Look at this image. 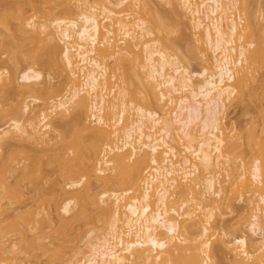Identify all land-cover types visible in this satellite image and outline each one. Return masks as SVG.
Segmentation results:
<instances>
[{"label":"bare ground","instance_id":"1","mask_svg":"<svg viewBox=\"0 0 264 264\" xmlns=\"http://www.w3.org/2000/svg\"><path fill=\"white\" fill-rule=\"evenodd\" d=\"M73 1L75 3H73ZM177 1H179L181 9H184L185 14L186 12L189 13L190 15H188V17L191 16V18L193 19L192 20L189 18L188 20L193 23V27L191 26L190 28L193 30L192 34L197 32L196 35L194 34L193 36H200V38L197 36V42L200 40V42L202 41L201 43H203L204 45L203 46L199 44L200 42L197 43L193 38V41L196 42V44H199V46L194 44L196 47L199 48L200 45L201 47H204H200L201 51H197L198 53L196 54L198 56L200 55L199 53L202 54V56H199V59L206 65V68L203 69V72L199 73L198 75L203 79L201 81L199 80V82L197 81L196 83L194 77H196L197 75L190 73L188 71V68L181 66L178 62L174 61L172 59L173 57L168 54L166 45L163 46V43L165 42L168 47H171V45L168 44L169 39L165 37L167 39L166 40L161 35L162 32H165V28L168 27V25L165 24L168 19L163 16L164 18H166V21H164L165 19L162 20L160 16L156 17L155 15V18H152L150 17V15H148V19H146L147 21L150 19L148 21L150 25H148V23L145 22L146 20L144 21L143 18H136L137 14L133 12H137L136 10L137 8H139L138 0H59L57 3H55L56 6L53 5V7L51 6L49 8L47 14L48 16H50V18H52L53 14L56 13L57 8H60L59 13L64 14L65 17H53L54 19L52 18V21H44L39 24L37 23L38 25L36 24V22L38 21H35V23H33L34 21H31L32 19L30 20V18H26V16L24 15L26 14V12H23L25 10H21L22 13L20 10H16L18 12L20 11L19 14L16 12L17 19L19 20L17 24H19L18 26L20 29H18V26L17 28H15L17 30L22 29V31L18 33L21 34L23 31L26 34L29 32L33 33L32 29L34 28V32H39L41 30L43 33L47 34V37H50L51 40L49 41L52 42L50 43L48 41V43L50 44V48L46 45V41L45 45L48 48L44 47V50L46 51V49H48V52L44 51L43 53L42 49V51L39 52H42L43 54L41 53L40 55H38L39 60L38 58H36V60H38L37 62H40L41 55L44 57L45 53H47V56H45L48 58L50 57L48 55L51 54L53 56L52 59L54 58L53 61L57 60L58 62L51 63V60L48 58L50 60V64L53 65L54 63L55 65H60L61 68L64 67V70L66 69L67 71H69L67 75H69L68 82L70 83V85L66 84L65 88H67V86H70L71 88L69 87L68 90L71 89L72 91L67 90L71 93L70 95H68L67 93V96H64L65 98H63L62 96L63 99H58V97L60 96L58 95V92L57 95H55L57 99L54 100V97H51L52 99L50 102L45 99L44 103L46 104V106L48 105L49 108L44 106L45 104L43 103V108H46V110H42L40 112L30 110V105L28 103H24V108L22 107L20 110L21 115L22 113H24V115L22 116L28 114V118L25 116V118L27 119L23 120L24 117H22L23 119H20L26 122L28 121V124L26 122L25 123L27 125L24 124V122H22V124L19 119L16 120L11 118L12 122L9 127L10 129L6 131V134L7 136L11 135L10 137L16 140L18 138L16 137L17 135H26V137H29L28 139H32L31 141L46 143V132L44 133L43 129L49 128L51 125L46 124V122L52 116L50 115V113L53 112L54 115V113L56 112L62 118H64L66 114H68L70 117V121L65 123V125L64 123L63 125L59 124L60 126H58V129H61V140L64 141V144L60 145H62L64 149L68 147V150L72 151V156L68 154L70 151L65 153L66 150L62 151V146L61 148L59 147V153L62 151L61 153H65V155L68 154L69 157L68 155L65 156L64 154L60 155L58 153V158L56 157L57 162L60 163V175H58L62 177L63 179H60L64 180V183L67 182L68 186L72 189H76L78 185L81 186V188L79 187L80 189L76 191V193L79 192L78 194H76L78 196H74V198H78L79 200H77L80 201L78 202V210L74 212V214H72V216L68 219L67 217L63 216L64 218H62L61 216L60 226L57 228L52 227L51 240L49 243L46 242V239L50 236H48L45 232V229L49 224V220L46 215H43L44 213L42 210L38 211V209H40L39 205V208L37 210H30V214L26 213V215H28L26 217L25 215H23L24 217H21L22 213L25 214L26 211L22 213L21 211L17 213V211L15 214L16 216L14 217H21V222H17L14 219H11L10 221L12 215L10 213L8 214V209L12 205L11 201L16 200L14 198H17V194L19 192L17 191V188L21 187L18 186L19 184H15V182L19 183L21 180V182L23 183V181L25 182V179L27 177H29V179L31 177L30 180H32V177H34L33 180H36L37 177H35L34 174H37V172L41 173L39 172L41 171V167L37 168V166L42 165L40 162H38V165L33 166L29 164H23V166H25H21V169L20 167H16L12 164V161L16 160V158L12 157H17L16 155H19V152L17 150L21 149L19 148L16 150V147L13 146L15 147L13 149L16 151L12 152L13 149L11 148V146L13 145V142L11 144L7 140H13L7 136L6 137L8 139L6 140L0 139V150H2V154L0 155L2 159L6 158L2 160L0 157V170L1 168H3L0 171V224H4V222L6 221L5 225H0V264H20L22 256H24L23 258L26 259L29 258L28 260L33 258L34 260H38L41 256H47V264H83L79 260L77 261V252L74 251L76 246L73 244V240L70 237V231L73 229L74 224L76 222H82L85 225L90 223L91 214L89 209L102 211L103 213L101 214L103 215L112 213V210L116 211V209L120 212L122 206L120 204V201H122L123 197L124 199H126L125 196H127V194L131 192L132 189H135L138 192V194L135 195L137 197L134 196L132 201H128V203L126 202V205H124L125 210L122 208L125 212L122 209L121 213L115 212L116 215L119 213L122 217H124L121 219L118 218L119 214L117 215V218L119 220L124 221V225L128 227V230L123 232L122 229L121 233H118V229L116 230V226H119L116 224L117 221L114 220L115 222L113 221L112 223H110L108 229L109 231H107V234H105L101 239H99L98 243L92 245V247L90 248V254L84 264H213V259L215 258V248L213 246L214 243H212L209 238L205 240V238L209 236L208 233H210L211 228L207 227L208 224H206L207 226L202 224V218L199 220H193L194 222L191 221V223H189L187 219H182L184 213H186L187 215L191 213L189 210L188 211L190 213L184 212L182 215L181 213L179 214L177 212L178 210H174L173 208L169 209V190L176 186V188H179L177 192L183 193L184 196L187 195L185 197L188 198L186 200H182V205H180L181 209H184V207L188 205V199H197L198 201L202 200L196 203L197 207H199V210L203 212H200V215L203 214L204 217L207 216L205 217L207 218V220L205 218L204 220H206V222L208 221L207 223H210L211 219L214 217V214L213 212H208L207 214L206 210H202L204 208L202 203L215 200V198H212L214 196H221V190H216L215 188V184L217 181L214 178L215 176L211 175L204 179L206 190L204 188L203 190H197V187L192 184H188L186 181L190 182L188 178L191 177L197 179L198 175L196 176V174L200 172V168H204L206 170L208 169L209 171V169L220 165L222 162H224L220 160L225 159L224 154H229L228 151H226L227 153L223 152L225 151V149H223V145L227 143V139L225 138L226 136H224V128L226 127L224 122L222 123V115L227 108V104L231 102L233 98L239 97L237 89H239L240 83L244 82V78H247V76L249 75L248 73H250V71L255 66L252 65L253 62L256 59L257 61H261L259 60L260 58L262 60L264 59V49L254 40V36H256V34L254 35L252 21L247 16L249 15V11L246 14V11L248 9L247 4L251 2V0H241L243 1V6L246 7L245 9L243 7V9L245 10L244 13L247 16V21L243 28L239 27L240 23H238V21L233 18L234 16L232 17L231 15L234 10H237L236 6L238 5L240 0ZM52 2L54 4V1ZM24 3L22 4L24 5ZM27 3H30L33 7H37L38 2L35 0H29V2H26V4ZM98 3H103L102 5L99 4L101 6L100 11L97 10V7L94 6V4ZM30 4H27L25 6H30ZM175 5L178 6V3ZM4 6L7 7L6 5ZM134 8H136V10H134ZM13 11H7V13L5 12V14H3V17L1 16L2 20L6 21L3 18H7L8 20V18H11V16L15 17L16 14H14L15 12ZM130 15L134 16V18H130ZM158 15H160V13H157V16ZM233 15L235 14L233 13ZM6 23L4 26H6ZM15 28H13V30H15ZM163 28L164 31H161ZM10 29L12 30V28ZM30 29L31 31H29ZM11 32H15V34H18L16 33V30ZM157 32H161V38L162 40H165L163 43L161 42V38H158L160 35ZM55 34H57L56 36H59V39L61 42H63L64 47L60 48L58 46L59 44H57L55 38H53V35ZM154 34H158L155 35L154 38L156 36L158 37H156L155 39L150 38ZM113 35H116L117 38H119L120 36L121 37L118 40H115L117 38H115V36L113 37ZM12 39L14 40L15 38ZM47 39L48 38H46V40ZM119 41H121L120 43L125 44L126 47L124 46V48L121 47L120 49V46L116 43ZM14 42L16 41L14 40ZM14 42L12 44H14ZM159 42H161L162 45ZM255 43L256 46L252 49L251 47ZM158 44L160 45L158 46ZM3 46L5 49L7 45ZM158 47H165V50L159 49ZM0 48L3 49V47L1 46ZM198 48H196L195 50H197ZM135 49L139 51H135ZM205 51L207 52L205 53ZM11 52L12 50L10 51V56ZM190 53L192 52L190 51ZM13 54L14 55L12 56L14 57L11 56V58H13V61H16L17 59L19 60L22 56L19 55L20 57H18L17 55L16 58H18L14 60L16 53L14 52ZM207 54H209V57ZM25 57L28 56H26L25 54ZM44 58L41 60L44 61ZM110 59L111 61L112 59L115 61V63L114 61L112 62L113 67L115 64V68L112 71L113 76L117 75V78L118 76H120L121 78H119L123 80H121L122 85L124 83V85L119 90V95H125L126 97L128 96V98L130 97L132 99L131 105H133V103L135 102V107H131H134V110L128 108V104L123 97H119L120 101L118 102V104H116L117 102L115 103V101H112L111 103L110 100H108L109 98H107L108 95H105V93L107 92L106 90L108 84L111 85L110 76L112 74H109L108 72V65L111 63L109 62L108 64L104 62ZM126 64H129L130 66ZM210 64H213V67H211ZM42 65H44V62ZM137 68H139L140 70ZM250 68L252 69L250 70ZM115 70L119 72L117 73ZM76 71L81 72V74H78ZM143 71L145 73H143ZM138 72L141 73L139 74ZM78 75L80 78L78 77ZM132 75L134 77L139 75L140 79H142L141 81L144 80L146 82V84H144L145 82L141 83L138 76V79L136 78V80L141 83V87L145 86V89L150 87L149 89H146L147 94L153 92L154 96H156V99L157 95L159 94L158 96L160 97H158L157 99L159 100L158 102L166 100L169 105L174 104V107L172 106L173 112L172 114L170 112V116L165 114L167 118L164 116L163 118H160V115L157 112H153L139 106L140 104L138 103V101L141 102L142 95L145 96V89L143 88L144 91L141 90V88H139L140 85H136L138 84V82H136V80L132 81L133 79H135L134 77H131ZM81 77H83V79H81ZM142 77H144L145 79H143ZM77 78L83 80V82L81 81L82 84H80L81 82H77ZM19 79L22 82L21 84L19 83V80L16 82V79L11 80L10 78V84H12L13 88L18 89L20 84L21 88L24 86L29 87L27 89H30L31 85H33V87H35L37 84L39 85V83L37 82H40L43 79V74L32 67H28L25 68ZM134 82H136V84ZM109 89V93L111 89L114 90L113 83L112 87ZM14 91L15 90H13V92ZM30 91H33L34 94H37V92H39V89L32 88V90L30 89ZM41 91L44 94H48V91H46V89H42ZM156 91H158V94L156 93ZM185 92L187 93L183 94ZM12 94L7 93L8 98L9 96L12 97ZM140 94L142 95L139 96ZM175 94L182 95L180 97H174L173 95ZM1 95L5 96L6 93L4 92L2 94L0 91V100H2ZM7 95L5 97L3 96V99L6 98ZM87 96H90L89 98L91 100H89L91 101V103L88 102L89 100ZM137 97H140V100L137 99ZM8 98L4 99L5 101L2 100L3 103L6 102ZM115 98L117 97L115 96ZM144 98H147V96H145ZM34 100L37 101L38 99L34 98ZM0 104H2V102ZM89 110H92L91 115V112H88ZM115 111L117 113H115ZM131 113H133V116L135 115L134 113H136V117L132 116V118L134 119L131 118V121L129 120L130 122L126 121V123H124L125 127L122 126L124 129H122L120 124H123L125 120L130 119L128 117L131 115ZM103 114L105 115L103 116ZM116 115H118V117ZM87 116L88 119L92 117L93 121H91V119L88 120ZM114 120L115 124L112 125L111 122L114 123ZM107 121H110L109 124H111L112 126L118 127L120 125L118 127L119 129L117 128L120 131L117 130V132H119V136L124 137L120 139L121 145L119 144V141L112 144L113 141L111 140V134L109 131H106L108 129L105 130V127L107 128ZM109 124L108 127H111V125L109 126ZM66 128L68 133H70L69 136H71V138H68L67 131L65 130ZM113 130L116 129H114L113 127ZM121 132L122 134H120ZM114 134H112V136H114ZM253 137L255 138V136L251 137L252 140L254 139ZM257 140L260 141L259 139ZM114 141L116 140L114 139ZM169 141H172V144L175 143V145L180 144V141L183 143L185 155L181 160H176L179 155L176 148L173 147V145L171 146L169 144ZM60 142L62 143V141ZM254 142L256 143L257 141L255 140ZM228 145L229 144H227L226 146ZM103 146H107L104 148H107V150H109L108 152L112 155L110 160L106 161V164L111 165V174L110 176L106 175L107 177L105 178L104 170L102 168L100 169V167L98 166V163L100 161L101 162L99 165H101L103 161L105 163V159H103V153L105 149H102ZM164 147H166V150H164ZM227 148H230V145ZM128 151H130V153ZM11 152L14 156L10 154ZM3 155H6V157H4ZM26 155L30 156V154H25L23 156ZM100 157H102V160H99ZM191 157H193L192 159L194 160H198L199 163L197 161H193L194 163H192ZM173 158L176 160V162L173 161ZM148 159L154 166L153 173H151V175L145 177L144 179L145 172L143 169V164L147 162ZM17 160L21 161V159ZM228 160L229 159H225L224 163H228ZM196 162L198 164H196ZM183 164L186 167H184ZM26 166L30 167L27 168ZM97 166L99 169L97 168ZM35 168L36 170H39L36 172ZM147 169L148 168H146L145 170ZM227 169L228 167H226V170ZM55 170L53 169V171ZM219 170L218 172H221ZM261 170L262 168L260 161H256L254 163L253 171L251 172L250 176L255 183L254 187H257L256 189L260 191V201L264 204V182L263 180H261L263 178ZM7 172L11 175L9 178L13 179L14 177L13 181L11 179V181L9 180V178L7 177L8 175L6 174ZM26 172L29 174H33V176H31V174L29 176V174H27ZM147 172L148 170L146 171V173ZM42 174L44 173L42 172L40 174L41 177ZM101 174L104 176L101 177ZM12 175L14 176L12 177ZM175 175L177 178L173 177ZM214 175L216 174L214 173ZM180 176L183 178V182L180 181ZM46 178L47 177L42 180L38 176L37 179H41L42 183H39L40 180H36V182L32 181V183L42 184L38 186L43 191L44 188H42L41 186L45 184ZM84 180L86 181L83 182ZM94 181L95 183L97 182V184L99 183L98 186L101 185L106 187L107 191H109V188H111V192L113 191L112 193L110 192L112 194L111 197H113L114 199L109 198L111 200L109 201L111 203L115 201L114 205H109L110 202L106 200L108 197H110V193L108 194L106 191H102L101 194H98V192L96 193V191L94 192V186L92 187V185L95 184ZM184 182L186 184H183ZM141 184H143L144 186ZM14 185H17V187H15ZM248 185L249 184H247V186L245 185L244 187H249ZM53 186L51 185L50 187ZM64 186L66 185L64 184ZM57 187L58 190L56 191L59 192L60 190L63 195L68 193L66 192V190L64 191V188H62L63 186L59 188V186L57 185ZM116 187L121 188L122 191L118 190L119 188L117 189ZM112 188H114L116 191L114 189L112 190ZM37 189L39 188H36V191H40V189ZM50 189H52L54 193V187ZM135 190H133L132 192H135ZM252 190L253 189L251 188V191ZM42 191H40L39 193H42V195H44L45 193ZM52 191H50V194H52ZM55 194L56 193H54V196ZM62 194H60L59 192L58 196ZM40 195L38 197L39 200H41ZM19 196L18 200L20 198ZM46 196L48 197L49 194H46ZM52 198L53 199L49 198L51 200L45 198V203H47L48 200V203L50 201L54 204L55 201L57 202L58 198L61 199V197L57 198V194ZM43 200H41V202ZM216 200L215 202H218V200ZM5 201H8L7 204L4 203ZM42 204H44V202L40 203V206H42ZM73 204V201H69L68 203L63 205V210L69 213L70 207ZM113 207L116 209H114ZM122 213L124 215H122ZM173 213H176L177 218L172 216ZM262 213H264V206L261 208H256V211L253 215V222L250 223L249 227L250 231L255 234L258 233V235L260 234L261 238L263 239L261 241L262 245L260 242V244H258L259 247L261 246L258 251L253 254L248 253L249 245L248 238L246 236H238L234 237L233 239L230 238L231 240L226 243V249L233 257L235 264H264V219L260 215ZM38 215H41V217L38 218ZM187 215L186 217L190 219V215ZM191 217L193 218V216ZM13 220L15 222H12ZM182 233L185 235V238L182 241L177 242V236ZM124 235L126 239L124 238ZM132 235L134 236V238L132 237ZM13 236H17L19 240H17L16 237L12 238ZM130 236L133 238V240H131L132 238ZM15 238L18 241L17 243V241L15 240L17 244L14 241L12 242V240ZM11 243L14 244L10 246ZM224 244L225 243L223 241V246ZM69 248H72V251H70V253L67 251V249ZM186 253H189L187 254L189 258L186 257V259H183ZM22 262L24 261L22 260L21 263Z\"/></svg>","mask_w":264,"mask_h":264},{"label":"rangeland","instance_id":"2","mask_svg":"<svg viewBox=\"0 0 264 264\" xmlns=\"http://www.w3.org/2000/svg\"><path fill=\"white\" fill-rule=\"evenodd\" d=\"M35 1L38 2L37 3V7H33L30 3H27V4H30V6H25V5H27L26 2H29V0H27V1L26 0H0V19H1L0 20V46L3 47V49L0 48V74H1L0 91H1L2 94L5 92L6 95H7V93H10V94L13 93L12 97L9 96V98H8L9 94L7 95L6 98H8V99L4 103H3L2 100L6 99V98L3 99L4 95H1V97H2L1 99L2 100H0V103L2 102V104H0V116H1V119H0V133H1L0 139H3V140L8 139L7 137L12 139L10 137L11 135L7 136V134H6V131L10 129L9 127H10V124L12 122L11 118L16 119V120L19 119L21 121V123L24 122V124H26V123L28 124V121L27 122L23 121V120L28 118V116H27L28 114L27 115L25 114V116L27 117V118H25V116H22V115H24V113H22V115H21V111H20L21 108L24 106V103H28L30 105V110H35V111H39L40 112L42 110H46V108L45 109L43 108V105L45 104L44 103L45 99L48 102H50L53 97H54V100L57 99V97L55 96V95H57V92H58V95H60L58 97V99L59 98L61 99L62 96H63V98H65L67 96L66 95L67 93H68V95H70V93H71V92H68V91L71 90V89L68 90L70 86L69 87L67 86V88H65L66 84L70 85V83L68 82L69 81V75H67L69 73V71H67L66 69L64 70L63 69L64 67L61 68L60 65L58 66V65H55L54 63H53V65L50 64V60H51V63L52 62H56V63L58 62L57 60L53 61L54 58L52 59L53 56L51 54L48 55V56H50V57H48L50 60L46 57L47 53H45L46 56L44 55V57H46V58H44L41 55V59L44 58L46 60V62H45V60L42 61L41 59H40V62H37L39 60V56L38 55H40L42 53V52H39V51H42V49H43V53H44V51H45L44 47H47V46L49 47L50 44L48 43V41L51 40L50 37H47V34L43 33L41 30L39 32L38 31L34 32L33 31L34 28L32 29L33 33L29 32L27 34L24 33V31L20 34L18 32L22 31V29L21 30H17L16 29L17 26L19 25V24H17V22H19V20L17 19V13L19 14V12L21 10H25V11H23L24 13L26 12V14H24V15L26 16V18H30V20L32 19L31 21H34L33 23H35V21H38V22H36V24L37 23L39 24V23L44 22V21H49L50 22L54 18H58V17H65L64 14L59 13L60 8H57L56 13L53 14V16H52V18L54 17L53 19L50 18V16H48V14H47L48 11H49V8L51 6L53 7V5L56 6L55 3H57L59 0L58 1H56V0H35ZM52 1H54V4H53ZM138 2H139V5H138L139 8H137V10H136V8H134V10H136L137 12H133V13L137 14L136 18L141 17V19L143 18V20L145 21L146 19H148L147 18L148 15H150V17H152V18H155V15H156V17L160 16V18L162 20L165 19L164 21H166V18L168 19V21H166L165 24L168 25L169 30H168V27L165 28V26H164L165 32H162L161 35L164 37V39H166V38L169 39L168 40V44L171 45V47H168V45L164 42L165 40H162V38H161L162 36L160 35L161 32H157L160 36L159 37L156 36V37L161 38V42L162 43L164 42L163 46L166 45L167 48H170V49L166 48V50H168V54H170L173 57L172 59L174 61L178 62L179 65L188 68V71L190 73L197 75L196 77H194L195 83L197 81L199 82V80L201 81L203 78L199 77L198 75H199V73L203 72V69L206 68V65L199 59V56L200 55L202 56V54L199 53L200 55L198 56L196 53L201 51L200 47H201V45H203V43H201L202 41L200 42V40H199L198 42H200L199 44H201L200 47L198 48V47L195 46V45L199 46V44H196V42L198 40V38H197L198 35L196 37H194L193 35L194 34L196 35L197 32L192 34L193 30L190 29L192 24H193L191 21H188L189 18L192 19L191 16L188 17V15H190V14L187 13V12H186L187 15L185 14L184 9L183 8L181 9V7H180L181 5L179 4V1H177V0H138ZM22 3H24V5ZM73 3H75V2L73 1ZM145 3H146V5H145ZM177 3H178L179 8H178V6L175 5ZM99 4L102 5L103 3L102 4L101 3L94 4V6L97 7V10L100 11L101 6ZM4 5H6L7 7H5ZM243 5H244L243 1L240 0L238 5L236 6L237 10H234L231 13V15H232V17L234 16L233 18L236 21H238V23H240L239 24L240 28H243L245 26L246 21H247L246 20L247 16L250 18V20L252 21V24H253L252 26H253V30H254V35L256 34V36H257V37L254 36V40L257 42V44H260L263 47V49H264V45H263L264 44V0H251V2H249L247 4L248 6L246 5L248 7V9L246 11V14L249 11L248 12L249 15H247V16L244 13V11H245L244 9L246 7L243 6ZM22 6H24V7H22ZM243 7H244V9H243ZM16 10H20V11L18 12ZM7 11L8 12L13 11V12H15L14 14H16V15H15V17H12V16H11V18L9 17L8 20H7V18H3L4 20H6V21H3L2 20L3 14H5V12L7 13ZM148 12H149V14H148ZM156 12L160 13V15L157 16ZM21 13H22V11H21ZM233 13L235 15H233ZM135 14H134V16H135ZM151 15H153V16H151ZM134 16L130 15V18L133 19ZM163 16L166 17V18H164ZM129 20H131V19H129ZM148 21L146 20L145 22L148 23ZM152 21H153V19H152ZM169 22H170V25H169ZM5 23H6L7 27L4 26ZM9 23H10V26H9ZM148 25H150V24L148 23ZM8 27L12 28V30L10 28H8ZM13 28H15V30L17 31L16 33H18V34H15V32H13V33L11 32V31H15V30H13ZM164 28L161 31H164ZM6 29H9V30H6ZM18 29H20L19 26H18ZM166 29H167V31H166ZM29 31H31V29ZM40 32H41V34H40ZM23 33L25 34V36H24ZM13 34H15V35H13ZM158 34H154L150 38L155 39L156 37L154 38V36L158 35ZM56 35L57 34L53 35L54 36L53 38H55L56 43L59 44L58 46L60 48L64 47L63 42H61L60 39H59V36H56ZM114 36H115V38H117L116 35H113V37ZM198 37L200 38V36H198ZM260 37H262V38H260ZM12 38H15L14 40L16 42H14V40ZM43 38H45V39H43ZM46 38H48V39L46 40ZM119 38H117L115 40H118ZM193 38L195 39L194 41H196V42L193 41ZM189 40H191V41H189ZM13 42H14V44H12ZM49 42L52 43L51 41H49ZM120 42L121 41L116 42L117 45L120 46V49H121V47H123V48H124V46L126 47L125 44L120 43ZM161 42H159V43L161 44ZM190 42H192V43H190ZM45 43H46L47 46L45 45ZM15 44H16V46H15ZM160 44H158V46ZM3 45H5V46L7 45L5 49H4ZM9 45H10V47H9ZM11 46H12V48H11ZM255 46H256V43L251 48L253 49ZM190 47H192V48H190ZM193 47H194V49H193ZM195 47L200 49V50H198V49L195 50L196 49ZM15 48H16V50H15ZM117 48H119V47H117ZM158 48L162 49V50H165V47L164 48L158 47ZM201 48H204V47H201ZM21 49H22V51H21ZM11 50H12L13 53L14 52L16 53L14 60H16L21 55L23 56V53H24V56L23 57L21 56L22 58L20 57L19 60L17 59L16 61H13V58H11V56L14 55V54L11 52V56H10V51ZM205 50H206V48H205ZM135 51H139V50L135 49ZM190 51L192 53H190ZM36 52H37V55H36ZM38 52H39V54H38ZM45 52H48V49H46ZM206 52L207 51H205V53ZM25 54L28 57H25ZM27 54H29V55H27ZM17 55H18V57L16 58ZM207 55L209 57V54H207ZM12 57H14V56H12ZM36 58H38V60H36ZM10 59H12V60H10ZM259 60H261V61H257V59H256L253 62L252 65H255V66L253 67V69L250 68V70L251 69L252 70L251 71L249 70L250 73H248L249 75L247 76V78L246 77L244 78L245 80L243 79L244 82H241L242 85L240 83L239 89H237V91L239 93V94L237 93L239 95V97H238L239 99L237 97H235V98H233L231 100V102L228 101L229 105L227 104V108L224 111V114L222 115L223 116L222 123L224 122L225 127H226V128H224V136H226L225 138L227 139L226 140L227 143L225 142L226 144L223 145V149H225V151H223V152H226V151L229 152V154L227 152H226L227 154H224V153L223 154H224V158L225 159H229L228 163H224L225 159H220L221 161H224V162H222L224 164L221 163L220 165H217L216 167H213L212 168L213 171H212V169H209V171H208V169L206 170L204 168H202V169L200 168V172H198L196 174V176L198 175L197 179L191 177V178H188V180L190 182L193 181L192 183L186 181L188 184H192L195 187H197V190H199V189L203 190V188L205 189L204 179H206L208 176H211V175L215 176L214 178L217 180L216 184H215V188H216V190H219V189L221 190V192H222L221 196L212 197L213 199L215 198V200L217 198L218 202H215V200H213V201H210V202H205V203L203 202L202 203L203 207H204L202 210H206L207 214H208V212H210V213L213 212V214H214V217L211 219L210 223H207L208 221L206 222L207 218H205V217H207V216L204 217L203 214L200 215V212L201 213H203V212L201 210H199L200 209L199 207H197L196 203L199 202V201H202V200L198 201L197 199L196 200L188 199V205L186 207H184V209H181L180 205H182V200H186L188 197H185V196H187V195L184 196L183 193L177 192L179 188H176V186H174V188L169 190V192H170L169 193V196H170V200L169 201H170V203H169V206H168V207H170L169 209L173 208L174 210H178L177 212L179 214L181 213L182 215H183L184 212H189L190 211L191 213L189 212L190 214H188V215H190V219L192 218L191 216H193V218L190 220L188 217H186L187 214L184 213V215L182 216L183 217L182 219H185V220L187 219L189 221V223H191V221H193V220H199V219L202 218V220H201L202 224L205 225V226H207L206 224H208L207 227L211 228L210 229V233H208L209 236H207V238H205V240L209 238V240L212 243H214L213 246L215 248V250H214V257L215 258L213 259V264H235V262L233 260V257L231 256V254L226 249V247H227L226 243L229 240L233 239L234 237L246 236L248 238V245H249V250H248L249 252L248 253H250V254L251 253L253 254L256 251H258V249L261 247V246L259 247L258 244H260L261 241L263 240L261 238L260 234L259 235H258V233L255 234L252 231H250V229H249L250 223L253 222V215H254V212L256 211V208H261V207L264 206V204L261 203V201H260V195H261L260 191L258 189H256L257 187H254L255 183L253 182V179L250 176L251 172L253 171L254 163L256 161H260L261 168H262L261 174H263V178L261 180H263V182H264V149H263L264 148V142H263L264 141V131H263L264 130V62H263L264 59L262 60L260 58ZM41 61H42V64L44 62V65L41 64ZM113 61H114L113 59H112V61L110 59V60L104 62V63H108V64H109V62L111 63V64H109V65L107 64V65L109 66L108 67L109 74L110 73L112 74L111 75L112 77L110 76L111 85L108 84V87H107V90H106L107 92L105 93V95H108L107 98H109L108 100H110L111 103H112V101H115V103L117 102L116 104H118V102L120 101L119 97H121V98L123 97L125 99L126 103L128 104V108H131L132 106H134L135 102L133 103V105H131L132 99L130 97L128 98V96L126 97L125 95H121V94L119 95V90L124 85V83L122 85V81L123 80L120 79L121 78L120 76H118V78H117V75L113 76L112 71L115 68V64H114V67H113V63H112ZM114 63H115V61H114ZM126 65L130 66L129 64H126ZM126 65H125V67H126ZM212 65L210 64L211 67H213ZM28 67H32L35 70H38V71H40L43 74V79L40 82H37V83H39V85L38 84L36 86L34 85L35 87H33V85H31V87H30L31 90H32V88H36V89L38 88L39 92H37V94H34L33 91H32L33 92L32 93L30 91V89H27L29 87H24V86L22 88L20 87V84L22 82L19 79V77L21 76V74L23 73L25 68H28ZM137 69H139V68H137ZM115 71L117 73L119 72L117 70H115ZM77 73L81 74V72H77ZM138 73L140 74L141 72H138ZM143 73H145V72L143 71ZM67 76H68V78H67ZM138 76L134 77L132 75L131 77L135 78L132 81H135ZM78 77H79V75H78ZM10 78H11V80L16 79L15 80L16 82L19 80V83H20L19 87L20 88L18 86H17L18 89L17 88L16 89L13 88L12 84H10ZM66 78H67V80H66ZM79 78H77V79L80 80V81L77 80V82L78 83H80L81 81L83 82V80H81V79H83V77H81V79H79ZM138 78H139L140 81L142 80V79H140V76ZM142 78L145 79L144 77H142ZM119 80L120 81L122 80V81L120 82ZM66 81H67V83H66ZM82 82L80 84H82ZM136 82H138V84H136ZM136 82H134V83L139 86L141 83H143L145 81L143 80L140 83L138 80H136ZM112 83H113L114 90L111 89V91L109 93V90H110L109 88L112 87ZM144 84H146V82ZM29 86H30V84H29ZM14 87H16V86H14ZM139 88H141V90L144 91L145 86L141 87V85H140ZM149 88L150 87H148L146 89H149ZM42 89L43 90L46 89V91H48V94H44L41 91ZM146 89H145L144 93H145V96H147V98H144L145 96L140 94L139 96L142 95V97H141L142 101L140 102V101L137 100L138 103L140 104V105L139 104L138 105L143 107L144 109L151 110L153 112H157L160 115V118L161 117L163 118V116L166 117V115L170 116V112H171V114L173 112V107H174L173 105L174 104L173 105L170 104L171 105L170 106L169 103L166 100H165L166 102L165 101H161V100H160L161 102H158L159 100H157V99H158V97H160V96H158L159 95L158 91H156V93L158 94L157 95V99H156V96H154L153 92L149 93V94H151V95H149V94H147ZM13 90H15V91L13 92ZM149 92H150V90H149ZM186 93L187 92H185L183 94H186ZM242 93H243V95H242ZM181 95L182 94H179V95L175 94L173 96L174 97L175 96L176 97H180ZM115 96L118 99L115 98ZM89 97H88V100L90 99ZM34 98L38 99V100L35 101ZM139 98L140 97H137V99H139ZM90 100L88 102L91 103ZM44 106H46V104ZM46 107L49 108L48 105ZM133 108H131V110ZM88 112L89 113L91 112L90 115L92 114V110L91 111L89 110ZM129 112H131V111H129ZM115 113H117V112L115 111ZM57 114L58 113H56V112L54 113V115H53V112L50 113V115H52V116H51V118H49V120L46 122V124H49V125L51 124V125H50L49 128L43 129L44 133L46 132L45 133V139L47 141L46 143L45 142L44 143H39L38 141L37 142L36 141H31L32 139L31 140L28 139L29 137L28 136L26 137V135H17L16 136V137H18L17 140L16 139H12L13 141L7 140L11 144L13 142V145L11 146L12 149L16 147L15 148L16 150L19 149V148L21 150H23V151L17 150L19 152V155H16L18 153H16L15 155L18 158L15 157L12 154V152L13 151L15 152L16 150L13 149L12 152L10 153V154H12L14 156L12 158H16V160L12 161L13 165H15L18 168L20 167V169H21L22 167L25 166V165L23 166V164H26V165L29 164V165L33 166V165H38V162H40L42 166L38 165L37 168L41 167V171H39V172H41V173L43 172L44 174H42V177H41V175H40L41 173L37 172L39 169L36 170V168H35L37 174L34 172L35 173L34 175L37 178L39 176L42 180H44V178L47 177L45 179V184H43V186H41L42 188H44L43 191L38 186V185H42V184L34 183L36 185L35 186L32 183V181L36 182V180H38V181L40 180L39 181V183H40L41 179H37L36 178V180H33L34 177H32L33 179L30 180L31 177H30V179H29V177H27L25 179V182L22 180L23 183L20 180L21 185H20V182L19 183L15 182V184L17 183V184H19L18 186H21V187L20 188L18 187L19 190L17 188V191H19L18 194H17V198H14L16 200L13 199L14 201H11V203H12V205L10 206L11 208L9 207V209H8L9 210L8 214L10 213L12 215L11 218H10V221H11V219H14L17 222L18 221L21 222L22 221L21 217L23 215H25V217H26V216H28V215H26V213L30 214V210L31 211L32 210H37L40 207V209H38V211L42 210L43 213H44L43 215H46L48 220H49V224L47 225V227L45 229V232L47 233V235L50 236V237H48L46 239L47 243H49L50 240H51L52 227H56L57 228V227L60 226L61 216H62V218H64V217H67V219L70 218L72 216V214H74V212H76L78 210V208H79L78 202H80V201H78L79 199L77 198L78 199L77 200L76 198H74V196L79 193V192L76 193V191H78V189H80L81 186L78 185L77 188L76 189L73 188L74 189L73 190L71 187L68 186L67 182L65 181L66 183H64V180H61L63 178L59 176L60 175L59 174L60 173L59 172L60 163L57 162L56 157L58 156V153H59V147L61 148V146H62L60 144H64L63 143L64 141L61 140L62 137H61V133L60 132H62V131H61V129H58V126H60L59 124L63 125V123L65 125V123L70 121V117H69L68 114H66L67 117L66 116L64 117L66 119L65 120L59 114L58 115ZM132 114L133 113H131V115H130L131 117L130 116L128 117L130 119L125 120L123 122V124H120L122 129H124L122 126H124V123H126V121H129V120L131 121V118L133 116ZM134 114L136 115V113H134ZM104 115L105 114H103V116ZM135 115L133 117H136ZM88 116H87V119H88ZM116 116L118 117V115H116ZM14 117H16V118H14ZM22 117H24V119ZM117 117H115V118H117ZM20 118L23 119V120H21ZM68 118H69V120H68ZM90 119H91V121H93L92 117ZM90 119H88V120H90ZM132 119H134V118H132ZM115 120H114V123L111 122L112 125L115 124ZM106 123H107L106 124L107 128L105 126L104 127H105V130L108 129L106 131H109L110 134H111V137H112L111 140L113 141L112 144H114V142L116 143L117 141H119V144L121 145L120 139H122L124 137L123 136H119V134H118L119 132H117V130L119 129L118 127L120 125L119 126L117 125L118 127H116V126H112L111 124H109L110 121H107ZM108 124H109V126L111 125L112 128L108 127ZM113 127L116 130H113ZM110 128H111V130H110ZM122 129H121V131H122ZM65 130L67 131V128ZM226 130H227V132H226ZM118 131H120V130H118ZM114 132H115V134H114ZM122 132L120 134H122ZM67 134H68V138L69 137L71 138V136H69L70 133H68V131H67ZM112 134H114V136H116V137L112 136ZM123 134H124V132H123ZM252 136H255V138L254 137L253 138L257 141L256 143L254 142L255 141L254 139L252 140V138H251ZM16 137H14V138H16ZM47 138H48V140H47ZM113 138L116 141H114ZM257 139H259L260 141H258ZM60 141H62V143ZM172 143H173L172 141H169V144L171 146L173 145V147L176 148L177 153L179 155L176 160H181L182 157L185 155L183 143L181 141H180V144H178V145L177 144L175 145V143L174 144H172ZM227 144L230 145V148H227V147H229V145L226 146ZM231 144H233V145H231ZM13 146H15V147H13ZM64 147H65V145H64ZM66 147H67V145H66ZM104 147H107V146H103L102 149H105ZM61 149H62V151L66 150V152L64 151L65 153L70 151L68 154L70 156H72L71 155L72 151L68 150L69 149L68 147L64 149L63 146H62ZM164 150H166V147H164ZM0 151H1L0 154H2V150H0ZM108 151L109 150H107V148H106L104 150L105 154L103 153L104 156L101 154L104 157L103 159H105V163H104V161H103V163H101V165H99L101 161L98 163V166L100 167V169L102 168L104 170V175L105 176L102 175V174L100 175L101 177L104 176V178L107 177V176H110V174H111V165L110 164H106V161H109L110 158L112 157V155ZM130 151H128V152L130 153ZM230 151H231V153H230ZM61 152L59 153L60 155H62V154L65 155V153H61ZM3 153H4V151H3ZM25 154H30V156L29 155H26L27 157L23 156ZM68 154H66V155H68ZM230 154H231V156H230ZM69 155H68V157H69ZM3 156L6 157V155H3ZM7 156H8V154H7ZM0 157H1V155H0ZM9 157H11V156H9ZM24 157H26V158H24ZM54 157H55V159H54ZM192 158L193 157H191L192 163H194L195 161H197L199 163L198 160H196V159L194 160ZM1 159H2V157H1ZM1 159H0V161H1ZM3 159H6V158H3ZM17 159H21V161L19 160L20 161L19 162ZM11 160H13V159H11ZM99 160H102V157H100ZM176 160L173 158V161L176 162ZM34 161H35V163H34ZM148 161H149V159L147 160V162H145L143 164V169H144V172H145L144 179H145V177H148L151 173H153V167L154 166H153V164L150 163V161H149V164H148ZM197 162H196V164H198ZM98 166H97V168H98ZM26 167L29 168L30 166H26ZM54 167L56 168V170H55ZM184 167H186V166L184 165ZM226 167H228V169H227L228 171L230 170L229 171L230 172V176H229V172L226 170ZM52 168L56 172L53 171ZM57 168H59V169H57ZM146 168H148L147 170H148L149 173L148 172L146 173V171H147V170H145ZM216 168H217V170H216ZM2 169L3 168H1V170ZM35 170H33V171H35ZM218 170L221 171V172H218ZM224 170H225V172H224ZM26 171H27V169H26ZM214 173L216 175H214ZM6 174L8 175L7 176L8 178L11 176L10 173H8V172ZM23 174H25V173H23ZM27 174H29V173H27ZM27 174H25V175H27ZM30 174H29V176H30ZM13 176L14 175H12V177ZM31 176H33V174H31ZM173 177H176V175L173 176ZM180 178H181L180 181L183 182L184 181L183 178L181 176H180ZM250 178H251V181H250ZM10 179L11 178H9V180ZM13 179H14V177H13ZM13 179H11V180L13 181ZM144 179H142V180H144ZM178 180H179V178H178ZM85 181L86 180H84L83 182H85ZM240 181H242V182H240ZM247 182H249V183H247ZM54 183H55L56 186L54 185ZM94 183H95V181H94ZM64 184L66 186H64ZM81 184H82V182H81ZM98 184L96 182L94 185H92V187L93 186L95 187V188L93 187L94 192L96 191V193L98 192V194H101L102 191H104V192L106 191L108 194L111 192V188H109L110 190L107 191L106 187L101 186V185L98 186ZM183 184H186V183L184 182ZM247 184H249L248 185L249 187H244L245 185L247 186ZM51 185L52 186L54 185L53 186L54 187L53 190H55L54 193L57 194V198L61 197V199H63V200H61V199L58 198L59 201L58 200H57V202L55 201L56 203L54 202V204H53V202H50V201L48 203V200H47V203H45L46 202L45 198L53 199L52 197L56 196V194L54 196V193H53L52 189H50V188H53V187H50ZM57 185L59 186V188L61 186H63L62 188H64V191L66 190V192H68V193L63 195L62 192L59 190L60 194H62V195L58 196L59 192L56 191V190H58ZM141 185H143V184H141ZM14 186L17 187V185H14ZM33 186H35V187H33ZM36 188H39L40 191L44 192L45 194L44 193L43 194L45 196H46V194L47 195L49 194V196L45 197L44 195H42V193H39L40 191H36ZM104 188H105V190H104ZM251 188L253 189L252 191H251ZM254 188H255V190H254ZM39 189H37V190H39ZM113 189L114 188H112V190ZM243 189H244L245 192L243 191ZM49 190L52 191L51 192L52 194H50ZM118 190H121V188H119ZM133 190H135V189H132L131 192H129L127 194V196H125L126 199H124V197H123L122 201H120V204L122 205L121 209L123 208L125 210V206L124 205H126V202L128 203V201L129 202L132 201L134 196L138 194V192L136 190H135L136 193L132 192ZM45 191L46 192L49 191V192L46 193ZM111 193L109 195L110 197H108L106 200L109 201L110 200L109 198L114 199L113 197H111V195H112ZM117 193H120V192H117ZM40 194L42 195V197H41ZM39 195H40V199L41 200H43V198L45 197L44 200L42 201V202H44V204H42V206H40V203H42V202L38 198ZM18 196L20 197L19 200H18ZM76 196H78V195H76ZM182 196H183V198H182ZM135 197H137V196H135ZM184 197H185V199H184ZM51 199H49V200H51ZM67 201L68 202L69 201H73V203H74L73 204L74 207H73V205H71L69 213L65 212L63 210V205L68 203ZM7 202L5 201L4 203L7 204ZM114 202H112V203L110 202L109 205H112V204L114 205ZM25 205H27V206H25ZM38 205H39V207H38ZM117 208H119V207H117ZM114 209H116V208H114ZM121 209H120V212H119V210L117 211V209H116V211L112 210V213H108L107 215L106 214L105 215L101 214V213H103L102 211L97 210L98 211L97 212L95 209H94L95 211L92 210V209H89L90 214H91V216H90L91 217L90 218L91 222L88 223L87 225L83 224L82 222L81 223H79V222L77 223L76 222L74 224L73 229L70 231V237L73 240V244L76 246L74 251L77 252V256H78L77 257L78 258L77 261L79 260L80 262H82L84 264V262L88 259V256L90 254V248L92 247V245L98 243L99 239H101L105 234H107V231H109L108 230L109 229V224L112 223L114 220H116L117 221L116 224L119 225V226H116L117 227L116 230L118 229L117 230L118 233H121L122 229H123V232L128 230L127 229L128 227H126L124 225V221L118 219V218H121V219L124 218V217H122L119 214L123 210V209L122 210ZM19 211H21V213L25 212V211L26 212H25V214L22 213L21 217H18V218L16 217L17 219H19V220H17L14 216H16L15 215L16 212L19 213ZM115 212H119L118 213L119 215L117 214L119 216L118 218H117V215L115 214ZM123 213H122V215H124ZM260 215L264 219V213H262ZM172 216L177 218L176 213L175 214L173 213ZM37 217L39 218V217H41V215H38ZM204 218L206 220H204ZM23 219H25V218H23ZM14 220L12 222H15ZM203 221H205L206 223L203 222ZM5 222H4V224L3 223H1V224L5 225L6 224ZM210 224H212V225H210ZM49 225H51V226H49ZM122 226H125L126 228L122 227ZM117 235H115V236H117ZM14 237L17 238V236H13L12 238H14ZM132 237L134 238L133 235H132ZM177 237H178V239H177L178 241L177 242H179V241H182L185 238V235L182 233V234H179V236H177ZM16 238L13 239L12 242L13 241L15 242ZM124 238L126 239L125 235H124ZM131 238H127V239H131ZM133 238L131 240H133ZM260 238H261V240H260ZM17 240H19V238H17ZM222 240L225 243L224 246H223V241ZM17 243H18V241H17ZM13 244L11 243L10 246H12ZM261 245H262V243H261ZM67 251L70 253V251H72V248L67 249ZM187 254H189V253H186L184 255L185 258L183 257V259H186V257H188ZM263 254H264V252H263ZM23 257L24 256H22V258H21L24 261V262H22L23 264H47V258H48L47 256H41L38 260H36V259L34 260V258L28 260L29 258L26 259V258H23ZM21 261H20V264H22Z\"/></svg>","mask_w":264,"mask_h":264},{"label":"built area","instance_id":"3","mask_svg":"<svg viewBox=\"0 0 264 264\" xmlns=\"http://www.w3.org/2000/svg\"><path fill=\"white\" fill-rule=\"evenodd\" d=\"M151 175V174H150Z\"/></svg>","mask_w":264,"mask_h":264}]
</instances>
